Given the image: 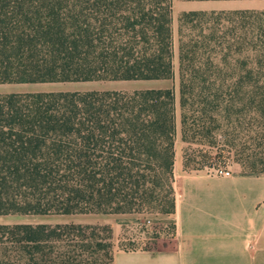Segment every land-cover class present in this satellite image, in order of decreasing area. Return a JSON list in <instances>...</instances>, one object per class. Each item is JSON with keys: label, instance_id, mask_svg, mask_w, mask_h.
Instances as JSON below:
<instances>
[{"label": "trees", "instance_id": "trees-1", "mask_svg": "<svg viewBox=\"0 0 264 264\" xmlns=\"http://www.w3.org/2000/svg\"><path fill=\"white\" fill-rule=\"evenodd\" d=\"M176 23L182 169L210 167L214 149L264 173V10ZM170 24V0H0V84L172 79ZM174 109L173 88L0 95V217L172 215ZM254 142L260 157L245 153ZM145 249L114 244L107 224H0V264H112Z\"/></svg>", "mask_w": 264, "mask_h": 264}, {"label": "crops", "instance_id": "crops-1", "mask_svg": "<svg viewBox=\"0 0 264 264\" xmlns=\"http://www.w3.org/2000/svg\"><path fill=\"white\" fill-rule=\"evenodd\" d=\"M173 180V214L159 220L173 223L174 235L154 240L145 250L114 251L112 264H264V173L217 176L204 170L184 171L174 158ZM76 216L103 217H30ZM107 225L116 238L117 225Z\"/></svg>", "mask_w": 264, "mask_h": 264}, {"label": "rangeland", "instance_id": "rangeland-1", "mask_svg": "<svg viewBox=\"0 0 264 264\" xmlns=\"http://www.w3.org/2000/svg\"><path fill=\"white\" fill-rule=\"evenodd\" d=\"M171 6V34H172V65L173 77L169 80L158 81H105V82H77V83H45V84H0V95L4 93H36L39 92H85V91H123L129 92L133 90L145 89H174L175 109H174V158L182 164V148L183 145L179 140V109H178V94H177V23L176 19L180 12L183 11H210L224 8H244L249 6L250 9L239 10H264V0H232V1H183L170 0ZM243 54L234 53L233 58L241 60ZM212 70H210V73ZM257 124V121H254ZM190 156L196 161H199L200 156H203L205 151L198 147L191 146L189 150ZM252 151V152H250ZM261 153V148L254 142L251 149L245 150L247 154ZM208 168L204 171L212 175H217L219 171H227L231 173H241L242 169L231 162L225 153L221 157L215 156V150L212 149L206 152ZM209 153V154H208ZM256 156H261L256 154ZM182 167V166H181ZM218 176V175H217ZM166 217L159 214H133V215H118V216H103L99 220L95 218H80L78 216L63 219L62 217H50L47 219H36L30 216L18 218L14 216L0 217V224H62V223H81V224H110L118 227V236L113 237L114 244H123L124 247H146L151 248L154 244L153 235L169 236L171 229L168 221H160L159 218Z\"/></svg>", "mask_w": 264, "mask_h": 264}, {"label": "built area", "instance_id": "built-area-1", "mask_svg": "<svg viewBox=\"0 0 264 264\" xmlns=\"http://www.w3.org/2000/svg\"><path fill=\"white\" fill-rule=\"evenodd\" d=\"M217 175L218 176H230L231 174L229 172H227V171H224V172L219 171Z\"/></svg>", "mask_w": 264, "mask_h": 264}]
</instances>
